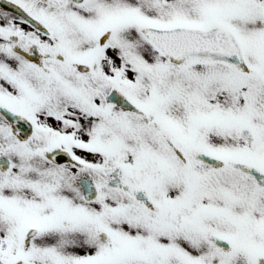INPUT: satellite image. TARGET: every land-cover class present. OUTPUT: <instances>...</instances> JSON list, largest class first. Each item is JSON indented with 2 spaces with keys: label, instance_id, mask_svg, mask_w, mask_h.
<instances>
[{
  "label": "snow or ice",
  "instance_id": "snow-or-ice-1",
  "mask_svg": "<svg viewBox=\"0 0 264 264\" xmlns=\"http://www.w3.org/2000/svg\"><path fill=\"white\" fill-rule=\"evenodd\" d=\"M0 264H264V0H0Z\"/></svg>",
  "mask_w": 264,
  "mask_h": 264
}]
</instances>
